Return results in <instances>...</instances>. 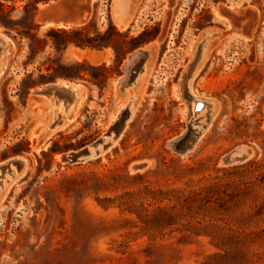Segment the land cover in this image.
Segmentation results:
<instances>
[{
	"label": "rangeland",
	"instance_id": "1",
	"mask_svg": "<svg viewBox=\"0 0 264 264\" xmlns=\"http://www.w3.org/2000/svg\"><path fill=\"white\" fill-rule=\"evenodd\" d=\"M124 3L0 0L2 58L13 61L0 75V162H25L0 176V264H264V0H128L119 28ZM219 6L252 14L232 29ZM210 28L221 34L189 81L208 112L180 155L169 141L195 122L179 81ZM138 48L150 55L121 135L62 162L135 95L116 80ZM54 79L86 96L46 135L53 107L34 91ZM239 146L248 158L225 163Z\"/></svg>",
	"mask_w": 264,
	"mask_h": 264
},
{
	"label": "water",
	"instance_id": "2",
	"mask_svg": "<svg viewBox=\"0 0 264 264\" xmlns=\"http://www.w3.org/2000/svg\"><path fill=\"white\" fill-rule=\"evenodd\" d=\"M125 8L128 7V0H125L123 4ZM247 13L239 12L236 13L233 10L221 7L219 9L218 20L235 29L242 26V21L246 17ZM117 18V17H116ZM119 20L122 22L128 21V14L126 12L119 13ZM221 32L214 29H206L200 36L198 43L195 46L194 56L191 61L187 64L186 70L180 78V88L183 94L187 98H191L188 94V83L192 78L195 70L199 66L205 49L214 38L218 37ZM5 46V40L0 37V72L3 70V58H2V48ZM150 50L149 48H138L134 50L130 55L126 57L122 65V75L116 80V86L119 92L126 96L127 89L132 86L134 90L133 96L128 97V102L126 108L122 109L117 119L112 123L110 128L99 138H96L91 143L83 146L77 150H71L69 152L63 153L60 158L64 163H78L83 162L87 159L97 157L103 152L108 150L113 143L121 135L126 122L129 120L133 103L135 99L140 95V84L141 76L144 74L146 62L149 58ZM35 95L45 97L48 99L51 107H53L54 115L52 121L48 125V129L45 134H51L56 128L61 126L67 120L72 119L74 109L76 107V101L78 96V86L77 85H58L56 82H47L41 87L34 91ZM63 102L62 109L59 111V106ZM209 116V115H208ZM195 124L198 125V121L194 120ZM205 127V125H203ZM203 128H193L189 125L187 129L174 137L169 141L171 148L178 154L183 155L191 151L196 140L200 137ZM251 154V149L245 146H239L231 153H229L225 158L224 162L231 164L236 162L244 161ZM24 160L19 158H10L0 162V176L5 172H12V167H15L17 172H20L24 167ZM138 167V166H137Z\"/></svg>",
	"mask_w": 264,
	"mask_h": 264
},
{
	"label": "bare ground",
	"instance_id": "3",
	"mask_svg": "<svg viewBox=\"0 0 264 264\" xmlns=\"http://www.w3.org/2000/svg\"><path fill=\"white\" fill-rule=\"evenodd\" d=\"M221 6H219V8H220ZM219 8H218V10H219ZM126 12L127 11V8H125L124 6H121V7H114V12H115V23H116V25L119 27V28H124L127 24H128V21H125V22H122L121 20H119V13L120 12ZM117 17V18H116ZM49 23H51V22H49ZM49 23H47V24H49ZM53 23V22H52ZM52 25H59V26H63V24H52ZM205 53V52H204ZM204 56V55H203ZM146 69V68H145ZM1 73L2 72H0V75H1ZM179 90H180V95L182 96V98L185 100V101H187V102H191V101H193L194 103H193V105H192V107H191V109H190V115L191 114H194V107H195V105H196V108L197 109H202L199 113L200 114H205L204 112H205V109H206V107L208 106V103H207V101H205V100H203V99H199L196 95H195V93H194V91H191V89H190V86H189V83H188V94H189V96L191 97L190 99L189 98H187L186 97V95H184L183 94V91L181 90V88L179 87ZM209 107V106H208ZM198 113V114H199ZM116 118V117H115ZM192 127L193 128H198V127H195V126H193V124H192ZM198 141V139L196 140V142ZM196 142H195V144H196Z\"/></svg>",
	"mask_w": 264,
	"mask_h": 264
},
{
	"label": "crops",
	"instance_id": "4",
	"mask_svg": "<svg viewBox=\"0 0 264 264\" xmlns=\"http://www.w3.org/2000/svg\"><path fill=\"white\" fill-rule=\"evenodd\" d=\"M131 1H133V0H131ZM244 13H247V15H246V17L244 18V20L242 21V26L244 25V24H247L248 23V21H247V19H248V17H249V15L250 14H252V10H250V9H246V11H244ZM242 26H239V27H237V28H242ZM237 28H235V29H237ZM239 37H241V36H239ZM6 57L5 58H3V72H4V70L7 68H9L10 67V64H12V60H10V59H8V61L6 60ZM56 78V77H55ZM48 82H56V83H58V80L56 79H54V81H48ZM45 83H47V82H45ZM44 83V84H45ZM83 87H84V85H83ZM84 96H86V92L83 90V88H79L78 87V96H77V101H76V103H78L77 105H79L80 104V102H81V99H82V97H84ZM76 105V106H77ZM76 109V108H75ZM74 109V113H75V110Z\"/></svg>",
	"mask_w": 264,
	"mask_h": 264
},
{
	"label": "flooded vegetation",
	"instance_id": "5",
	"mask_svg": "<svg viewBox=\"0 0 264 264\" xmlns=\"http://www.w3.org/2000/svg\"><path fill=\"white\" fill-rule=\"evenodd\" d=\"M201 110H202V109H197V108H196V105H195V107H194V114H193V116H192V118H191L192 121H194V120L198 121L199 118L202 117V116H198V113H199ZM207 112H208V110L205 112L204 116H206V113H207ZM198 124H199V121H198ZM195 125H196V124L194 123L193 126H195ZM200 125H205V124L202 123V124H200ZM195 127H197V126H195Z\"/></svg>",
	"mask_w": 264,
	"mask_h": 264
},
{
	"label": "trees",
	"instance_id": "6",
	"mask_svg": "<svg viewBox=\"0 0 264 264\" xmlns=\"http://www.w3.org/2000/svg\"><path fill=\"white\" fill-rule=\"evenodd\" d=\"M76 32H77V33H81V30H77ZM48 71H49V70H48ZM243 243H244V241H243Z\"/></svg>",
	"mask_w": 264,
	"mask_h": 264
}]
</instances>
